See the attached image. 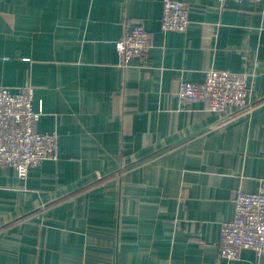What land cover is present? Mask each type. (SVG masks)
<instances>
[{"label":"crops","instance_id":"0c3cea01","mask_svg":"<svg viewBox=\"0 0 264 264\" xmlns=\"http://www.w3.org/2000/svg\"><path fill=\"white\" fill-rule=\"evenodd\" d=\"M0 0V87L35 88L58 158L20 177L0 165V264H264L220 254L238 190L264 191V0ZM142 23L129 66L116 42ZM250 72L249 107L186 103L180 79Z\"/></svg>","mask_w":264,"mask_h":264},{"label":"built area","instance_id":"2783aa9c","mask_svg":"<svg viewBox=\"0 0 264 264\" xmlns=\"http://www.w3.org/2000/svg\"><path fill=\"white\" fill-rule=\"evenodd\" d=\"M224 1V0H221ZM242 1V0H237ZM261 1V0H255ZM189 5L181 0H163L161 26L164 30L185 31L189 26ZM152 46L151 36L142 23L126 28L116 42L120 63L127 67L135 57H142ZM253 74L210 68L201 82L180 79L178 95L186 103L204 101L208 110L225 114L249 107ZM35 88L21 85L16 90L0 87V165L12 166L20 177L45 160L58 158V135L41 132L36 124L42 108L34 107ZM220 254L238 258L244 248L257 257L264 256V191L238 190L235 215L222 222Z\"/></svg>","mask_w":264,"mask_h":264}]
</instances>
